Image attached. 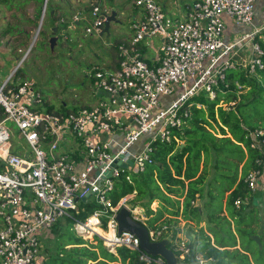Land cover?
<instances>
[{"label":"built area","instance_id":"1","mask_svg":"<svg viewBox=\"0 0 264 264\" xmlns=\"http://www.w3.org/2000/svg\"><path fill=\"white\" fill-rule=\"evenodd\" d=\"M256 1L184 0L175 2L176 9L170 12L162 0H132L138 10L129 19L130 33L115 43L117 65L94 66L99 96L88 105L49 108L33 80L14 81L27 52L7 74H0V264H36L42 246L38 231L67 218L74 219L81 235L91 231L88 223L94 218L111 233L96 231L109 251L127 246L139 250L138 258L146 263H164L140 248L137 235L118 232L116 214L121 206L146 226L150 240L169 236L177 258L192 252L184 240L173 236L169 222L147 226L145 209L127 205L128 194L116 202L109 194L122 172L129 180L132 166L142 170L152 161V141L176 138L172 130L187 115L180 112L189 97L201 91L209 98L223 93L232 68L251 75L264 67V48L255 39L264 38V24L254 25ZM106 13L110 12L99 0H92L88 17L75 12L67 26L75 27L74 22L87 17L84 33L100 34ZM226 16L253 28L227 41ZM247 40L250 48L237 62L233 55ZM151 48L154 53L148 56ZM174 91L177 96L161 107V98ZM148 131H153L151 137L140 151H133L131 145ZM249 136L250 146L262 153L244 176L246 186L253 189L264 166V129L250 130ZM128 159L132 163L122 166ZM245 201L237 196L235 205ZM86 203L96 207L84 220L77 219L75 214ZM204 260L195 254L197 263Z\"/></svg>","mask_w":264,"mask_h":264},{"label":"trees","instance_id":"2","mask_svg":"<svg viewBox=\"0 0 264 264\" xmlns=\"http://www.w3.org/2000/svg\"><path fill=\"white\" fill-rule=\"evenodd\" d=\"M255 39L264 48V38L255 36ZM226 82L227 86H223L226 90L214 98L204 91L189 97L180 112L182 115L186 111L187 115H183L180 127L172 130L177 139L152 141V161L130 174L129 180L125 177L127 172H122L109 195L116 202L121 196L134 193L133 206L143 207L150 215L147 226L172 221L178 215L194 218L198 224L203 218L192 202L204 195L208 184V197L204 201L207 209L215 195L223 193L227 199L225 207L219 203L205 211V228L191 229L198 239L197 251L209 260L207 264H264V228L257 230L253 226L259 217L253 216V208H247L252 213L250 220L241 217L235 205L237 196L244 197L251 190L244 176L256 166L255 159L262 157L260 150L250 146L249 131L264 129V67L247 77L240 69L230 70ZM220 100L226 104H220ZM213 123L220 135L212 131ZM155 200L158 206L154 210L150 205ZM95 207L86 203L75 216L84 220ZM67 220L72 231L63 245L66 254L59 251L63 257L61 264H86L88 259L93 260L92 264H166L156 260L146 263L138 258L139 250L127 246H118L114 254L99 236H96L98 250L90 249L85 245L88 239L73 231L74 219ZM257 233L261 246L250 237ZM69 244L72 245L67 247Z\"/></svg>","mask_w":264,"mask_h":264},{"label":"rangeland","instance_id":"3","mask_svg":"<svg viewBox=\"0 0 264 264\" xmlns=\"http://www.w3.org/2000/svg\"><path fill=\"white\" fill-rule=\"evenodd\" d=\"M162 1L166 9L171 12L176 9L175 2L184 0ZM71 2V0H0V69L10 71L16 60L27 52L26 58L17 69L18 71L16 70L14 73V81L33 80L35 85L44 93L49 107L55 109H72L94 103L98 99L99 92L95 88L94 79L92 78L93 68L94 66L103 67V64L107 65L109 62L114 64L116 57L113 45L115 46L120 37L127 36L130 33L129 17L126 12L118 16V21L110 22L109 34L105 33L101 37L96 35L95 32L85 34V26L89 22L82 20L76 28L67 30L71 37L65 40L64 37L56 36L53 44H51L52 28L57 17L63 13L68 18L82 6V4L78 6V4H72ZM108 5L107 7L120 12L124 9L123 5H120V7L117 4ZM65 24L66 22H61L59 27H64ZM242 24L239 26L245 28L244 31L253 28L251 25ZM241 33L239 32L238 35ZM154 40L156 43L158 42L157 37ZM250 45V40L244 41V48L248 49ZM148 53H154V49L151 48ZM234 69H240L246 77L250 76L242 68H232V70ZM1 75L4 76L5 74ZM176 96V91L165 94L160 100L161 107H166ZM220 104L225 105L226 102L220 100ZM8 123L10 124V122ZM212 131H215L218 135L221 134L215 123H213ZM152 133L153 131L143 132L130 148L133 151H140ZM120 134L121 132H118L117 136L120 137ZM121 142H123V139H121ZM182 142H180V145ZM130 170L131 174H134L137 169L132 166ZM209 173L208 177L211 176V172ZM262 179L257 187L247 190L244 195L246 197L245 203L236 206L241 217H246L248 220L252 218V213L247 208H253V216L259 217V220L253 221L254 229L257 230L264 228V176ZM207 188L208 184H205L204 193H206ZM228 192L229 190L225 194ZM222 195L223 193L215 195L210 203L211 206L207 209L204 201L208 195L204 194L201 199L205 211L214 209L213 206H217L219 203L225 207L227 198H223ZM126 198V204L132 207L135 204L133 200L134 193L128 194ZM199 199L193 202L195 206L200 207ZM157 206L158 201L156 200L150 205L154 210ZM146 215L149 218L150 215L147 213ZM175 218L169 221L172 226L171 230H173L174 225L176 228L181 229V219L177 216ZM182 226L183 233L187 235L189 231L188 228L186 229L187 225L184 223ZM72 229L76 232L74 226ZM70 231L72 230L69 228L67 219H61L52 227L38 231L42 245L41 255L37 260L39 264L62 263L63 257L59 255V251L62 250L63 255L66 254L67 248H63V245L67 241L66 235ZM82 236L88 239L85 244L88 248L98 250L96 247L98 233L96 231L84 232ZM173 236L176 237L174 234ZM166 237L170 240L169 236ZM245 240L250 246H253L254 243H251L249 239L246 238ZM103 244L105 245L104 242ZM71 245L69 244L67 247ZM79 245L81 246V244ZM178 261L181 262L179 259ZM92 263L93 260L88 259L86 264Z\"/></svg>","mask_w":264,"mask_h":264},{"label":"crops","instance_id":"4","mask_svg":"<svg viewBox=\"0 0 264 264\" xmlns=\"http://www.w3.org/2000/svg\"><path fill=\"white\" fill-rule=\"evenodd\" d=\"M72 2V4H78V6H80V4H82V6L80 7V9H78V10H76L75 12H80V13H82L83 15H85V16H87L88 17V12H89V9H88V6H90V4H91V1L92 0H71ZM100 1V3L103 5V6H105V8L109 11V12H111L112 10H115L116 11V18H117V20L116 21H118V16L120 15V14H123V13H128L127 15H128V17H129V19H130V17H131V15H133V14H135L136 12H137V10H138V8L136 7V6H134V4H133V2H132V0H99ZM108 4H117L119 7H120V5H123V7H124V9L123 10H121V12L118 10H116V9H114V8H109V7H107V6H109ZM117 7V6H116ZM75 12H73V13H75ZM72 13V14H73ZM72 14L70 15V17H65L64 15H63V13L62 14H60L58 17H57V20H56V22L54 23V26L53 27H56V31H55V36H60V37H64V39L66 40L67 38H69V37H71V36H69V34H68V32H67V30L69 29V28H76L77 27V25L80 23V21H82V20H80V21H78V22H74V24H75V27H71V26H67V24L69 23V22H67V21H70L71 20V16H72ZM61 16H64L66 19H65V21L64 22H66V24H65V26L64 27H59V23H61V22H63V21H61V20H59V18L61 17ZM87 17H86V21H88L87 20ZM70 19V20H69ZM115 21V22H116ZM225 21H226V26H225V30H224V38H225V40H227V41H230V40H232V39H234V38H232L233 36L234 37H237V36H239V35H241V34H243V33H245V32H247V31H244V29L245 28H241L239 25L241 24V23H238V22H235L234 20H232L231 18H229L228 16H226L225 17ZM262 24H264V0H257L256 2H255V17H254V25L255 26H261ZM243 25V24H242ZM110 29V28H109ZM246 30V29H245ZM249 30V29H248ZM241 33V34H239L238 35V33ZM53 34V33H52ZM103 34H105V32L103 33ZM103 34H96V35H98V36H103ZM125 37H127V36H122V37H120L118 40H117V42H119V41H121L122 39H124ZM113 50H114V52H115V57H116V61H115V63L113 64V63H111L110 64V62L107 64V65H104L103 64V66H106V67H114V66H116L117 65V53H116V49H115V46L113 45ZM248 49H246V48H241V49H237L236 50V52H235V54L233 55V58L237 61V62H239V61H241L242 59V57L244 56V54H246V51H247ZM150 54L148 53V56H149ZM230 70H232V69H230ZM230 70H228L227 72H229ZM9 71H3L2 69H0V74H7ZM120 138V137H119ZM182 142V141H181ZM183 143V142H182ZM182 145V144H181ZM263 176H264V166H263V170H262V175H261V177H260V182L263 180L262 178H263ZM204 194H206V193H204ZM203 197H204V195H203ZM157 201V200H156ZM181 201H182V197H180V200H179V202H180V206H181ZM199 204H200V207H198L199 208V210H200V217L201 218H203V219H201L200 221H199V223L197 224L196 222H195V219L194 218H191V219H186V218H183L181 215H178L177 217H179L180 219H181V221H182V223H181V229H179L178 227L176 228V226L174 225V228H173V230H171V232L174 234V235H176V238L177 239H181V240H184L186 243L188 242L189 243V246H190V248H191V251L192 252H194V258H195V254H198V255H200V256H202L198 251H197V249H196V245L198 244V239H197V236H196V233L194 232V231H192L191 229H197L199 226H203L204 228H205V225H206V223H205V216H206V213H205V209H204V205H203V200L200 198L199 199ZM194 202V201H193ZM193 202H192V204H193ZM184 223L187 225L186 226V229L188 228V236L187 235H185L184 233H183V230H182V225H184ZM187 243V244H188ZM111 252H113L114 254H116V250L115 251H111ZM191 252V253H192ZM190 253V254H191ZM190 254L186 257V258H177V259H179L180 261H188L189 260V258H190ZM36 264H39L38 263V261L36 262Z\"/></svg>","mask_w":264,"mask_h":264},{"label":"water","instance_id":"5","mask_svg":"<svg viewBox=\"0 0 264 264\" xmlns=\"http://www.w3.org/2000/svg\"><path fill=\"white\" fill-rule=\"evenodd\" d=\"M116 11L112 10L110 13L105 14L104 26L103 30H101L100 34L104 32L109 34V26L111 21H116ZM55 31L56 27L52 28L53 36L50 39L51 44L55 40ZM132 163L131 159H128L126 162L122 163V166H126ZM116 220L118 223V232L121 231H130L137 235L140 240V248L144 250L146 253L152 256H160L163 258L166 264H199L195 261L194 252L190 254V258L188 261L179 262L174 250L169 246V238L163 237L159 240H150L146 226L134 219L129 212V209L126 206H121L116 214ZM250 237L261 246V240L259 234H251ZM209 260H204L201 264H207Z\"/></svg>","mask_w":264,"mask_h":264},{"label":"bare ground","instance_id":"6","mask_svg":"<svg viewBox=\"0 0 264 264\" xmlns=\"http://www.w3.org/2000/svg\"><path fill=\"white\" fill-rule=\"evenodd\" d=\"M88 224H89V227H90L91 230L98 231V232L102 233V234L105 235V236H110V235H111L110 232H108V231H106V232L103 231V230L101 229V227H99V226L97 225L96 220H95L94 218H91Z\"/></svg>","mask_w":264,"mask_h":264}]
</instances>
